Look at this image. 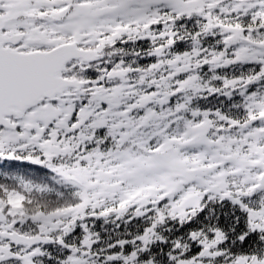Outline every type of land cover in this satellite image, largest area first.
Instances as JSON below:
<instances>
[{
	"label": "snow or ice",
	"instance_id": "snow-or-ice-1",
	"mask_svg": "<svg viewBox=\"0 0 264 264\" xmlns=\"http://www.w3.org/2000/svg\"><path fill=\"white\" fill-rule=\"evenodd\" d=\"M0 264H264V0H0Z\"/></svg>",
	"mask_w": 264,
	"mask_h": 264
},
{
	"label": "rangeland",
	"instance_id": "rangeland-1",
	"mask_svg": "<svg viewBox=\"0 0 264 264\" xmlns=\"http://www.w3.org/2000/svg\"><path fill=\"white\" fill-rule=\"evenodd\" d=\"M19 204H20V201H19V200H16V201H15V205H16V206H19Z\"/></svg>",
	"mask_w": 264,
	"mask_h": 264
}]
</instances>
